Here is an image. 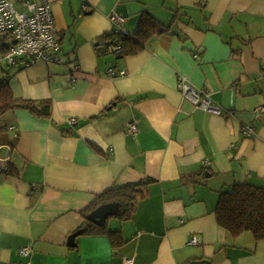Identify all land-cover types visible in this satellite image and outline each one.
<instances>
[{"label": "crops", "instance_id": "1", "mask_svg": "<svg viewBox=\"0 0 264 264\" xmlns=\"http://www.w3.org/2000/svg\"><path fill=\"white\" fill-rule=\"evenodd\" d=\"M46 1L61 62L7 67L0 37V79L17 99L51 104L50 117L16 109L2 125L0 264H264V240L234 237L216 217L223 191L264 188V0ZM112 14L129 37L147 14L166 31L135 54H100ZM181 79L222 113L194 106ZM138 182L147 194L133 217L102 224L122 245L84 233L82 211L100 193Z\"/></svg>", "mask_w": 264, "mask_h": 264}, {"label": "trees", "instance_id": "2", "mask_svg": "<svg viewBox=\"0 0 264 264\" xmlns=\"http://www.w3.org/2000/svg\"><path fill=\"white\" fill-rule=\"evenodd\" d=\"M165 29V25L160 24L147 14L142 17L133 37L115 31L106 35L107 42L101 46L102 48L98 46V51L100 54H105V50L112 48L113 53L120 56L135 54L146 39L156 33H163L166 31ZM4 39L6 40V38ZM8 79V77L0 79V119L16 109H27L36 116L50 117L51 104L15 98L10 90ZM6 130V126L0 125V147L2 146L1 136ZM146 194L147 185L141 182L128 183L119 187L113 186L100 193L97 199L82 211L87 219L83 224L84 233L90 235L106 234L113 246L122 245L123 238L119 231H109L105 224L99 226L88 221V216L104 204L119 203L118 218L129 220L135 213L138 201L144 198ZM216 217L218 225L234 237L250 232L256 240H264V188L249 184H235L229 191H223L220 193L216 207Z\"/></svg>", "mask_w": 264, "mask_h": 264}, {"label": "built area", "instance_id": "3", "mask_svg": "<svg viewBox=\"0 0 264 264\" xmlns=\"http://www.w3.org/2000/svg\"><path fill=\"white\" fill-rule=\"evenodd\" d=\"M24 11H20L14 0H0V37L6 38L7 48L3 54V61L7 67L30 66L38 61L61 62L57 54L61 50L58 40V30L55 26L54 16L48 1L43 0L39 5L36 0H21ZM111 20L117 25V32L121 33L126 19L117 14L111 15ZM112 72V71H111ZM113 73V72H112ZM185 98L194 106L211 114L219 115L221 108L216 105L211 96L205 91H198L185 79L178 85ZM72 123H75L72 120ZM129 131L135 135L137 126L132 124ZM246 136H254V129L244 127ZM9 158L0 156V171L7 172ZM198 237H193L191 245H197ZM29 248H22L20 253L27 256ZM17 264H30L18 262ZM125 264H134L133 257H126Z\"/></svg>", "mask_w": 264, "mask_h": 264}, {"label": "water", "instance_id": "4", "mask_svg": "<svg viewBox=\"0 0 264 264\" xmlns=\"http://www.w3.org/2000/svg\"><path fill=\"white\" fill-rule=\"evenodd\" d=\"M119 208H120L119 203L104 204L101 207H99L97 210L93 211L88 216V220L97 225H102L108 217L117 215ZM74 237L75 235L72 236L71 239H69V242L73 241ZM189 264H207V263L206 261H193Z\"/></svg>", "mask_w": 264, "mask_h": 264}, {"label": "rangeland", "instance_id": "5", "mask_svg": "<svg viewBox=\"0 0 264 264\" xmlns=\"http://www.w3.org/2000/svg\"><path fill=\"white\" fill-rule=\"evenodd\" d=\"M22 5V4H21ZM18 7V9L21 11V10H23V6L22 7H20V5L19 6H17ZM6 119V114L4 115V116H2L1 117V119H0V125L2 126V125H4L3 124V122H4V120Z\"/></svg>", "mask_w": 264, "mask_h": 264}]
</instances>
